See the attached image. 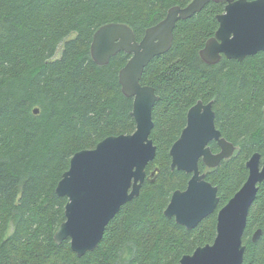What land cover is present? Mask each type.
<instances>
[{
  "label": "trees",
  "instance_id": "trees-1",
  "mask_svg": "<svg viewBox=\"0 0 264 264\" xmlns=\"http://www.w3.org/2000/svg\"><path fill=\"white\" fill-rule=\"evenodd\" d=\"M191 1L0 0V264H178L214 241L218 209L245 183L246 162L256 152L264 159V51L206 63L200 50L225 11V3L213 1L178 20L170 49L144 69L142 83L159 96L150 135L157 151L139 195L121 207L93 251L78 256L69 238L61 244L54 238L68 201L56 187L73 155L136 129L133 97L119 80L131 55L120 51L98 64L91 54L94 33L121 22L140 41L171 7ZM199 100L213 102L217 128L237 149L215 168L200 161L220 201L188 229L165 215L173 192L184 190L191 177L172 169L170 148ZM210 145L219 149L215 141ZM243 243L242 264H264V183Z\"/></svg>",
  "mask_w": 264,
  "mask_h": 264
},
{
  "label": "water",
  "instance_id": "water-1",
  "mask_svg": "<svg viewBox=\"0 0 264 264\" xmlns=\"http://www.w3.org/2000/svg\"><path fill=\"white\" fill-rule=\"evenodd\" d=\"M212 1L225 3V11L217 15L219 27L200 50L206 63L215 64L222 57L243 60L264 51V0H192L185 7L173 6L163 20L146 29L140 41L133 29L121 22L104 24L94 33L91 54L98 64H107L120 51L131 55L119 72V80L124 94L133 97L131 114L136 129L107 136L94 148L76 152L58 182L57 194L68 201L66 219L54 238L59 244L69 238L78 256L97 248L108 223L125 203L139 195L146 167L156 156L157 147L150 135L159 96L152 85L142 83L144 69L154 57L170 49L177 21L191 17ZM211 141L218 143V152H213ZM235 149L216 126L212 101L199 100L191 106L187 124L170 148L172 169L183 170L191 177L184 190L173 192L165 215L192 229L212 214L220 201L218 188L206 179L200 160L206 167L215 168L233 156ZM246 166L249 173L245 183L218 209L214 241L183 255L178 264L243 263V235L259 184L264 183V159L256 152ZM260 234L261 229H257L253 241Z\"/></svg>",
  "mask_w": 264,
  "mask_h": 264
},
{
  "label": "flooded vegetation",
  "instance_id": "flooded-vegetation-1",
  "mask_svg": "<svg viewBox=\"0 0 264 264\" xmlns=\"http://www.w3.org/2000/svg\"><path fill=\"white\" fill-rule=\"evenodd\" d=\"M210 102V101H209ZM208 103V102H207ZM216 116V115H215ZM216 118V117H215ZM216 123V122H215ZM212 142V141H211ZM216 142V141H215ZM217 143V142H216ZM210 145V144H209ZM217 145H218V143H217ZM211 146V145H210ZM218 147H219V145H218ZM236 147V146H235ZM212 148V147H211ZM236 149H237V147H236ZM236 149H235V151H236ZM212 150H213V152H218L219 150H220V147H219V149L217 150V151H215L213 148H212ZM235 153V152H234ZM234 155V154H233ZM225 160V159H224ZM263 160V159H262ZM200 161H202V160H200ZM222 162V161H221ZM206 173V172H205ZM260 229V228H259Z\"/></svg>",
  "mask_w": 264,
  "mask_h": 264
},
{
  "label": "rangeland",
  "instance_id": "rangeland-1",
  "mask_svg": "<svg viewBox=\"0 0 264 264\" xmlns=\"http://www.w3.org/2000/svg\"><path fill=\"white\" fill-rule=\"evenodd\" d=\"M61 48H59V50H60Z\"/></svg>",
  "mask_w": 264,
  "mask_h": 264
}]
</instances>
